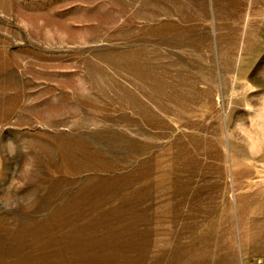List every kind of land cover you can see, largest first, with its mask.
<instances>
[{
  "label": "rangeland",
  "instance_id": "374dc122",
  "mask_svg": "<svg viewBox=\"0 0 264 264\" xmlns=\"http://www.w3.org/2000/svg\"><path fill=\"white\" fill-rule=\"evenodd\" d=\"M0 264H264V0H0Z\"/></svg>",
  "mask_w": 264,
  "mask_h": 264
}]
</instances>
